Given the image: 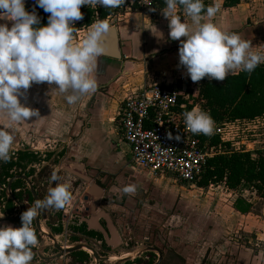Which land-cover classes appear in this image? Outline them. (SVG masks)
<instances>
[{
  "label": "clouds",
  "instance_id": "obj_1",
  "mask_svg": "<svg viewBox=\"0 0 264 264\" xmlns=\"http://www.w3.org/2000/svg\"><path fill=\"white\" fill-rule=\"evenodd\" d=\"M125 0H34L43 9L47 22L40 23L35 7L26 10L25 0H0V110L11 121H26L40 117L36 109L22 104L18 97L33 83L55 84L60 92L69 89L65 99L72 104L84 93L94 92L97 82L90 74L94 59L103 54L100 37L111 28L106 20L97 18L91 30L78 43H73L74 21L81 20L82 5L118 8ZM169 38L179 41L178 61L193 82L202 78L222 81L227 75L243 71L251 73L264 63V54L253 51L251 41L240 34L221 30L211 20L218 5H205L203 0H164ZM178 8L190 18L185 23ZM208 20H204V17ZM183 37V39H180ZM185 127L193 134L211 135L214 120L199 107L182 113ZM179 139V136L176 137ZM13 134L0 127V161L10 159ZM52 180H57L55 175ZM69 185L50 186L43 199L20 214L21 225H0V264H30L32 247L38 243L33 221L42 210L63 208L71 199ZM124 193L135 191L134 185L122 188ZM2 216V215H0Z\"/></svg>",
  "mask_w": 264,
  "mask_h": 264
},
{
  "label": "rangeland",
  "instance_id": "obj_2",
  "mask_svg": "<svg viewBox=\"0 0 264 264\" xmlns=\"http://www.w3.org/2000/svg\"><path fill=\"white\" fill-rule=\"evenodd\" d=\"M252 0H244L243 2H251ZM264 2V0H260ZM147 12H144L145 14ZM158 15L150 16V18L158 19ZM11 24V21H8ZM126 22L131 28L132 53L142 54L143 52L153 51L155 47H162L163 40L158 38V27L148 26V29H142L140 18L138 14L129 17ZM166 34L163 27L159 28ZM91 27H80L73 35V43L79 42ZM159 31L161 34L162 32ZM143 37V41L142 40ZM145 42V43H143ZM159 44V45H158ZM129 48V44L126 49ZM260 53H264V49H260ZM113 65H100L104 71H112ZM119 71H120V67ZM117 68V70H118ZM120 78V77H119ZM127 73H122L120 80H125ZM256 138L259 141L257 146L259 150L264 153V117L259 118L255 122ZM101 127V126H100ZM5 129H13L9 124ZM14 131V130H13ZM118 140V137L115 138ZM23 144H13L10 147L11 151L18 149H27L29 145L25 142ZM98 145L91 153L92 159L95 162L102 163L103 161L113 163V154L115 153L109 148L105 138L99 137L95 139L93 147ZM47 145V143H46ZM122 148V147H120ZM48 146L45 150L37 155L38 161L25 164L24 167H14L11 171L14 174L26 175L34 184L38 191L40 199L45 197L47 189L52 180L55 171L60 168V163L66 158V149H61L60 145H56L53 151L48 155ZM118 153L124 158L125 153L122 149ZM117 166H112L116 168ZM118 168V167H117ZM122 171V170H121ZM88 175L95 178L94 181H99L103 184L105 193L98 203L97 211H106L112 217L118 233L120 235V244L117 250L105 251L101 243L97 240L87 239L82 233L76 234L71 226L76 223V216L87 215L90 209V200L86 201L84 195L86 194L87 183L81 179L64 173L59 183H66L69 185V192L71 199L61 209L49 207L47 218L43 221L40 218V223L45 232H52L56 236L58 245H72L75 242L71 241L73 235L80 236L81 240H86L94 246L99 255L117 258L124 256L129 250L137 252L144 246H156L162 252L163 258L160 264H184L175 248L171 245H181L184 249L191 248V251L199 253L201 249L207 248V254L204 256L201 264H210L214 261L215 264H264V199L257 197L253 199L250 195V188H247V198L252 199V207L247 213H232L231 198L227 197L220 188L208 190L207 187L202 190L196 187H191L187 183H182L169 178V175H158V182L154 183L150 179L149 184L156 188L155 197L158 199V216L148 207H141L136 200L130 201L127 194L122 191V188L129 184V176L125 174L123 177L116 178L113 175H100V172H94L88 168ZM145 177V174H142ZM24 181V180H23ZM183 186V187H182ZM5 189V185L0 184V194ZM28 189V185L24 181L21 187L23 192ZM2 196V195H1ZM135 197V196H134ZM149 198V197H148ZM19 202L22 205V212L24 211L27 202L21 197ZM147 200L145 198L144 202ZM0 215H5L2 212V207L6 198H0ZM152 205L150 198L147 200ZM15 204V215L18 210V205ZM33 206V204H31ZM154 210V209H153ZM61 214V217H59ZM1 220V219H0ZM51 223L52 227H57L62 224V230L55 233L48 228L46 223ZM0 225H11L12 227H19L12 222H5L3 219ZM33 228L37 236L38 243L32 247V250H42V255L50 256L56 250L50 246L52 241L35 226L33 221ZM158 233V238L154 235ZM80 240V241H81ZM224 241V242H223ZM225 244L229 247L228 252H224ZM248 246L253 253L258 254L253 263L248 261ZM193 248V250H192ZM214 250L212 257L209 251ZM88 255L87 263L96 264L91 252L83 250ZM148 253V252H146ZM146 253L141 254V260L146 259ZM151 253V252H150ZM154 260L157 255L154 254ZM33 258L39 259L38 255L33 252ZM61 264H73V259L70 254H63L58 257ZM114 260H100L98 264H113Z\"/></svg>",
  "mask_w": 264,
  "mask_h": 264
},
{
  "label": "crops",
  "instance_id": "obj_3",
  "mask_svg": "<svg viewBox=\"0 0 264 264\" xmlns=\"http://www.w3.org/2000/svg\"><path fill=\"white\" fill-rule=\"evenodd\" d=\"M215 1V5H218L219 7L218 11L211 18V20L217 27H219L221 30L238 33L242 38L250 40L251 45L253 46V51L259 52L260 49H264V2H261L260 0L243 2L244 0H241L238 5L226 8L222 6L223 0ZM134 14H138L140 22H142L141 27L143 30H145V28L148 29V26L158 27V38H162L164 42L162 47H155L154 49H152L153 51H145L142 54L135 55L134 53H132L133 37L131 35V28L130 26H128L126 20ZM177 14H180L181 20L183 22L191 24L190 18L187 17L183 13V11H180V9H178ZM100 19L106 20L109 23V26H114L116 28L118 39L120 41L121 57L119 59H115L100 55L99 57H96L94 59L93 72L90 75L93 76V78L97 82L96 90L94 92L81 94L76 102L69 104L67 103L65 97L71 93L70 89L62 93L58 88H56L55 84L49 85L46 82L33 83L27 89L25 94L21 97H18V99L25 106L36 109L40 117H30L26 121L21 120L19 122H15L9 119L6 112L0 110V127L4 128L5 126L10 124L13 129H9L8 131L13 134L14 143L22 145V142H25L27 145H29L27 149H18L16 151H28L36 155L37 157L39 153H42L45 150V146H48V154H50V151H53L56 145H60L61 149H66V158L82 162L85 165L86 173L88 171V168L90 167L92 171L100 172V175L110 174L116 176V178L119 180V178L123 177L125 172V174H128L129 176L128 185L131 184L135 186V191L127 194V198L130 201L136 200L138 205L141 207L144 206L150 208L154 212V214L158 216V199H156L155 197L156 188L152 184H149V181L150 179H153L154 183H157L160 179H158V176L148 175L145 171L132 168V166L130 165V148L117 131L115 116L120 102L128 94L139 90L146 81L154 79L157 76L161 75H164L166 79H169L172 78V73H174L175 70H185L183 66L179 65L178 61L179 41L169 38L168 19L163 14L159 15L158 19L155 18L152 20L149 13L143 14L138 11H133L124 14L121 13L120 15H113L110 17L105 16L104 19L100 17ZM208 19V17H204L205 21ZM94 21L95 20H93V22ZM0 22L7 23L10 26V23L7 20H0ZM91 25L88 27H91ZM161 27L165 29L166 34H164V32L159 29ZM159 31H161L162 33L159 34ZM180 39H183V37H181ZM143 40L144 39L142 37L141 41ZM128 44L129 48L126 49ZM100 65H113L112 71H104L100 68ZM120 66L121 68L119 71L118 67ZM124 72L127 73V78L125 80H120L122 77V73ZM99 137L105 138L109 148H111L115 152L112 158L113 163L107 162L106 160L102 163H98L92 159V156H90L93 151L98 150L96 149L98 145L96 144V146L93 147V143L94 140H98ZM116 137H118L117 141L115 140ZM120 149H122L123 153L126 154V156L124 155V158H122V156L118 154L121 151ZM16 151H11L10 154H14ZM33 162H22V165L19 167H24L25 164ZM112 166H117L118 168H112ZM142 174H145V177ZM16 175L23 174H14V176ZM63 175L64 172L62 173L60 179ZM23 176L27 177L26 175ZM91 178L92 181L90 183H87V199H85L86 201L90 200V208L92 201L94 200V196L88 193V188L90 187V185L92 183H96L102 188L98 203L102 199L106 190L104 189L103 184H101L99 181H94L95 178ZM16 179H14L12 183ZM27 179L30 181L35 194L39 198L38 191L35 189L34 184L28 177ZM60 179L58 183L60 182ZM24 181L28 185L27 181ZM190 186L196 187L199 190L206 188L198 187L196 185ZM28 189L30 190L29 185ZM207 189L211 190V188H209L208 186ZM18 191L19 189H16L15 193H17ZM31 194L33 196L32 192ZM146 197L147 200L149 198L152 201L154 200L152 202V205L147 200L144 202ZM253 197V199H255L257 196ZM8 198L10 197L8 196ZM244 199L252 203V199H248L246 196ZM16 200L19 202V199ZM231 201H233L231 207L233 210L232 213L239 214L240 212L233 208V203L235 200ZM14 203L16 202L14 201ZM33 203L34 200L31 204ZM98 203L94 211L91 212V210L89 209L87 215L76 216V223L74 225L84 223L81 222V218H90L91 215H97L98 213L102 212L106 215L108 223L111 224L113 233L120 244V235L112 217L106 211H97ZM59 217H61V214ZM17 218H15L14 220H3L5 222H12L14 224V221ZM97 222L106 230V232L108 233V237L111 238L106 219L103 216L98 215ZM85 226L87 231H94L88 230L86 224ZM94 232L100 235V240H102L103 242L104 250H117L119 244L111 247L106 243V239L103 237L101 232ZM79 233L80 232L76 234ZM154 238H158V233L154 235ZM171 246L175 248L174 250L178 254V256L182 260H184V264H201L204 256L207 254V248L201 249L199 253H195L193 248V251H191V248L184 249L183 247H181V245ZM222 249H224V252H228L229 247L225 244V247H223ZM246 249L248 252L246 253L248 254V261L253 263L258 254L253 253L252 249L249 246ZM213 253L214 250L209 251L211 257ZM30 264L61 263L57 257L51 260L32 258ZM210 264H215V262L210 261Z\"/></svg>",
  "mask_w": 264,
  "mask_h": 264
},
{
  "label": "built area",
  "instance_id": "obj_4",
  "mask_svg": "<svg viewBox=\"0 0 264 264\" xmlns=\"http://www.w3.org/2000/svg\"><path fill=\"white\" fill-rule=\"evenodd\" d=\"M213 5L215 0H203ZM164 0H125L118 8L82 5L83 18L74 21L79 25L91 13L94 20L100 19L102 12L106 17L138 11L150 16L163 14L166 10ZM25 4L36 7L34 0ZM179 9V8H178ZM85 27V26H81ZM172 78L164 75L146 81L143 86L128 94L118 105L116 127L121 138L130 148V165L133 169L145 171L148 175H169L175 181L196 185L204 172L207 160L226 151H250L255 157L259 149L254 119H234L221 123L214 122L211 135L193 134L184 125L182 113L188 106L199 107L200 81L193 82L185 70H175ZM190 108V109H191ZM179 136V139L176 137ZM216 136V144L210 137ZM209 188L224 191L231 200L245 198L249 190L242 186L228 188L224 182L209 184ZM250 195L256 196L250 189ZM67 246V245H64Z\"/></svg>",
  "mask_w": 264,
  "mask_h": 264
},
{
  "label": "trees",
  "instance_id": "obj_5",
  "mask_svg": "<svg viewBox=\"0 0 264 264\" xmlns=\"http://www.w3.org/2000/svg\"><path fill=\"white\" fill-rule=\"evenodd\" d=\"M203 2L206 6L210 5L206 1ZM240 2L241 0H223L222 6L226 8L234 7ZM163 6L164 3L161 2L160 7ZM25 8L31 11L33 7L25 4ZM35 10L40 18V23L45 24L48 13H45L39 7H35ZM100 16L104 19L106 13L102 12ZM93 20L91 13H88L82 23L73 26V35L81 26H90ZM196 101L199 104V108L208 112L214 122L218 123L227 120L254 119L264 116V63L259 64L250 74L241 71L236 75H227L222 81L207 77L202 78L199 97ZM190 108L191 106H188L186 111L190 110ZM210 142L216 144L218 138L212 136L210 137ZM255 154V157H252L250 151L232 150L209 158L204 172L196 181V186L207 187L209 184L224 182L230 189H236L239 186L250 188L255 191L258 197L264 199V153L257 149ZM38 160L36 155L31 152L19 150L14 154H10V159L7 162L0 161V184L5 185L0 198H6L2 207V212L5 215H13L15 212L14 201L8 198L6 193L8 179L14 176V173L11 172L12 168L21 166L22 162L28 163ZM23 182L22 179H16L11 185V190L16 199H19L21 195L27 202L24 208L26 210L27 207H31L34 199L29 189L20 192ZM16 189H19L17 193H15ZM251 207V203L242 197L236 198L233 203V208L243 214L249 212ZM14 223L18 226L21 225L20 216ZM46 224L55 233H59L62 230L61 224L57 227H52L49 221ZM71 228L75 232L100 239L98 233L87 231L84 223L72 225ZM80 240L78 236L71 237L72 242ZM69 254L72 256L73 264H89L87 263L88 255L85 251L79 250ZM145 255L146 259L141 260L140 257H137L122 264H152L154 261L153 253L148 252Z\"/></svg>",
  "mask_w": 264,
  "mask_h": 264
},
{
  "label": "water",
  "instance_id": "obj_6",
  "mask_svg": "<svg viewBox=\"0 0 264 264\" xmlns=\"http://www.w3.org/2000/svg\"><path fill=\"white\" fill-rule=\"evenodd\" d=\"M110 28L111 29L108 32L103 33L100 37V45L103 48V54L102 55L107 56V57H111V58H115V59H119L121 57V52H120V41L118 39V34H117L116 28L114 26H110ZM63 172L71 174V175L81 179L82 181H84L86 183H90L92 181L91 176H89L86 173L85 165L82 162H78V161H74L72 159L66 158V159L62 160V162L60 163V168L57 169L55 174H54L57 177V180H55V181L51 180L49 187L55 186V184L58 183ZM16 178H22V179L26 180L28 185H29L30 191L33 193L34 201L36 199H39L37 197V195L35 194L33 187L31 186L30 181L27 179V177H25L23 175H16V176L10 178L7 182L6 193H7V196H9L11 199H13L16 202L17 205H19V211L15 215H4L3 217L0 216V219L14 220L21 213V205L14 198V196L12 194V190H11L12 181ZM101 190H102V188L99 185H97L96 183H92L90 185V187L88 188V193H90L91 195L94 196V200L92 201L91 208H90L91 212L94 211V209L97 206ZM46 194H47V192H46ZM84 199H87V195L84 196ZM47 211H48V208L46 210H42L40 212V215L36 219H34V222H35L37 229L40 232H43L52 241V244L50 246H52L56 250V252L50 256H44V255H42L41 249L32 250V252L36 253L40 259L51 260V259L60 257L63 254H69V253L74 252V251L89 250L91 252L92 257L95 259L96 264H98V262L100 260H106V261L110 260V257H108V256L99 255L97 253L96 249L94 248V246L92 244H90L89 242H87L85 239L81 240V241H76L72 245H67V246L58 245V243L56 241V236L52 232L43 231L41 223H40V218L43 221H45L47 219ZM98 215H101L106 219L111 238L108 237V233L106 232V230L102 226H100V224H98V222H97ZM81 222H84L87 225L88 230H94V231L101 232L103 237L106 239V243L109 246L114 247V246L119 244L118 240L116 239V237L113 233V229H112L111 224L108 223L106 215L103 214L102 212L98 213L97 215H91L90 218H81ZM146 252H151V253H154L157 255L156 260L152 264H160V262L162 261V258H163L162 252L158 248L150 246V245L142 247L141 249H139L135 253L133 252L132 249L129 250L128 253H126V255H124L123 257L119 256L118 259H116L113 264H122L126 261L133 260V259L139 257L141 254L146 253Z\"/></svg>",
  "mask_w": 264,
  "mask_h": 264
},
{
  "label": "flooded vegetation",
  "instance_id": "obj_7",
  "mask_svg": "<svg viewBox=\"0 0 264 264\" xmlns=\"http://www.w3.org/2000/svg\"><path fill=\"white\" fill-rule=\"evenodd\" d=\"M20 214H21V213H20ZM20 214H19V215H20ZM85 236H86L87 239H93V240H97V241H99V242L101 243V246L103 247V242H102V240L97 239L96 237H91V236H87V235H85ZM105 251H107V250H105ZM102 256H105V255H102ZM155 260H156V259H155ZM155 260H154V261H155ZM154 261H153V262H154Z\"/></svg>",
  "mask_w": 264,
  "mask_h": 264
},
{
  "label": "bare ground",
  "instance_id": "obj_8",
  "mask_svg": "<svg viewBox=\"0 0 264 264\" xmlns=\"http://www.w3.org/2000/svg\"><path fill=\"white\" fill-rule=\"evenodd\" d=\"M43 231H44V229H43ZM87 251H89V250H87ZM121 257H123V256H121ZM111 259L114 260L115 258L111 257L110 260H111ZM116 259H118V257H117ZM116 259H115V260H116Z\"/></svg>",
  "mask_w": 264,
  "mask_h": 264
}]
</instances>
